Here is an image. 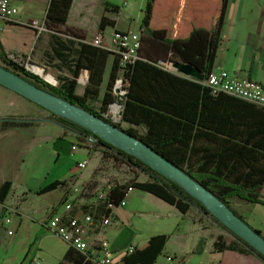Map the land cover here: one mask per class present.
<instances>
[{
  "label": "trees",
  "instance_id": "16d2710c",
  "mask_svg": "<svg viewBox=\"0 0 264 264\" xmlns=\"http://www.w3.org/2000/svg\"><path fill=\"white\" fill-rule=\"evenodd\" d=\"M228 2L229 0H147L141 23L139 59L125 66L122 71V76L129 83L123 102L122 121L145 125L146 132L143 134H139L134 128L124 129L212 191L246 221L232 206V200L237 198L264 205L260 193L264 185V107L227 94L214 96L204 84L179 77L159 65L161 62L181 60L195 66L204 77L209 76L222 39ZM72 3L73 0H50L45 18V25L49 30L62 31ZM110 6L111 11H120V6ZM114 25V20L103 16L99 31ZM65 32L84 39L72 28ZM111 53L110 50L80 41L79 47L70 50L68 54H74V57L65 62L73 77L61 78L58 86L49 84L37 74L25 72L3 51L0 52V58L4 67L26 78L38 88L122 127L121 122L115 123L102 115L114 102L112 90L118 71L121 70L117 56L100 110L97 111L89 104L98 98ZM84 68L90 71L89 84L84 93L79 95L77 78ZM50 113L62 127L92 138L100 146L114 151L117 159L150 176L147 181L109 184L99 202V208L104 210V214L109 215L112 208L120 206L129 188L133 187L156 195L176 206L182 213H187L194 205L198 206L218 221L185 188L143 160L106 142L83 126ZM34 122L33 119L10 116L3 120V125L29 126ZM207 140L210 147L205 149L204 141ZM64 183L54 180L39 188L37 193L43 194ZM11 191L12 181L6 180L0 186V204L6 202ZM255 230L261 233L258 229ZM233 235L250 252L264 260L262 254ZM167 241L166 234L155 235L144 247L127 253L123 260L127 264H153ZM228 247L224 237L218 236L214 244L215 250L223 251ZM68 262L83 264L85 258L70 247L59 264Z\"/></svg>",
  "mask_w": 264,
  "mask_h": 264
},
{
  "label": "crops",
  "instance_id": "0c3cea01",
  "mask_svg": "<svg viewBox=\"0 0 264 264\" xmlns=\"http://www.w3.org/2000/svg\"><path fill=\"white\" fill-rule=\"evenodd\" d=\"M13 2L19 8V13L15 22L8 24L0 33V52L8 56L18 54L46 69L53 68L59 71L61 78L73 77L65 62L74 57V54H68L71 48L79 47L80 41L92 44L91 41L101 34L102 43L110 45L114 30L141 35V23L147 4V0H128L124 5L126 8H121L117 13L110 10V5L120 6L122 2L121 6L124 7L123 0H73L66 24L61 32H55L45 25L50 0ZM103 16L114 20L115 25L107 26L100 32L99 24ZM42 26L46 29L40 32ZM68 28L76 30L84 39L65 32ZM221 37L212 71L224 69L233 75L250 77L264 83V10L256 15L249 10L247 0H229ZM115 58L116 54L112 51L98 98L94 100L99 104L107 91ZM159 65L194 82L202 83L204 78L195 66L181 60ZM121 76L122 71L119 70L117 79ZM89 77L90 71L81 69L77 78V94L84 93ZM10 93L14 92L0 84V186L6 180L12 181V191L3 205L16 211L12 214L13 222L9 227L15 233L9 235L1 223L3 210L0 209V264H34L37 260H40L38 264H59L70 246L65 239L50 231L47 219L53 213L62 212L64 203L76 197V183H85L91 179L95 169L92 158L98 151L84 146L76 135L64 134L63 127L51 120L37 125L35 119L29 118L35 120L33 125L4 126L3 120L7 118L4 116L5 96ZM112 96L115 102L113 90ZM48 123L55 125L56 129L45 127ZM121 126L125 129L134 128L139 134L146 132L143 124L134 125L121 120ZM83 138L94 142L90 137ZM207 147H210L208 140L204 141V148ZM64 149L71 157L78 155L76 166L62 177L52 178L49 173L51 167L59 161ZM84 160H87V166L90 163L94 165L93 171L86 175L81 173L82 169L78 166ZM54 180L65 183L43 194L37 193L39 188ZM102 191L104 189L101 190L100 186L93 190L98 194ZM260 193L264 199V185ZM234 202L236 206H233ZM87 203L89 206L85 208L74 207L75 213L82 214L91 209L100 215L104 214L96 196L91 197ZM257 205L264 207L237 198L232 200V206L248 222L251 210ZM109 214L112 223L103 230L92 228L87 236L92 241L97 238L108 239L120 264H127L123 259L129 246L142 248L151 237L160 234H166L168 241L153 264H264V260L250 252L240 240L235 237L228 239L221 230L223 227L213 223L212 217L195 205L187 213H182L176 206L156 195L132 188L127 193L126 204L112 208ZM253 226L261 230L264 236V230L258 224ZM224 231L228 232L226 229ZM220 235L229 246L223 251L214 248Z\"/></svg>",
  "mask_w": 264,
  "mask_h": 264
},
{
  "label": "built area",
  "instance_id": "2783aa9c",
  "mask_svg": "<svg viewBox=\"0 0 264 264\" xmlns=\"http://www.w3.org/2000/svg\"><path fill=\"white\" fill-rule=\"evenodd\" d=\"M128 3V0H123V6ZM19 13V8L14 4L13 0H0V33L8 24L15 22L16 16ZM45 27H40V32L45 30ZM103 36L99 34L91 43L104 49L113 51L119 59L121 71H124L125 66L132 64L139 59L138 50L141 46V35L137 32L114 30L112 33L111 44L104 45L102 43ZM9 57L16 62L25 72L42 75L37 69L45 67L35 64L30 59L24 58L18 54H9ZM160 64H165L161 62ZM46 79V78H45ZM202 83L209 88L214 96L220 94L231 95L258 106L264 107V83L250 77H240L231 74L227 70L212 71L209 76L204 77ZM128 81L123 76L118 78L113 86V94L116 101L111 103L107 110L102 112V115L115 122L120 123L123 115V102L127 94ZM80 169L87 166V160L78 163ZM133 187L129 188V191ZM77 190V188H76ZM105 192L98 194L96 201L101 202ZM127 196V195H126ZM126 204V197L121 201L120 205ZM62 212L53 213L47 219V226L54 234L65 239L70 247L85 258L83 264H120L111 250L108 239L97 238L90 240L88 232L92 228H101L102 230L112 223L111 215L99 214L97 211L88 210L82 214H76L74 205L71 201H66ZM0 209L3 210L1 223L7 228L9 235H13L15 230L9 228L13 222L12 214L15 209L6 207L0 204ZM135 250V246H129L127 253ZM168 259H172L169 257ZM40 260L34 262L38 264ZM73 264V263H72Z\"/></svg>",
  "mask_w": 264,
  "mask_h": 264
},
{
  "label": "water",
  "instance_id": "95a60500",
  "mask_svg": "<svg viewBox=\"0 0 264 264\" xmlns=\"http://www.w3.org/2000/svg\"><path fill=\"white\" fill-rule=\"evenodd\" d=\"M0 84L48 111L67 118L92 131L106 142L143 160L164 176L181 185L201 202L219 223L264 256V236L242 219L212 191L157 153L146 143L128 133L123 127L98 117L47 90L40 89L26 78L0 64Z\"/></svg>",
  "mask_w": 264,
  "mask_h": 264
},
{
  "label": "rangeland",
  "instance_id": "374dc122",
  "mask_svg": "<svg viewBox=\"0 0 264 264\" xmlns=\"http://www.w3.org/2000/svg\"><path fill=\"white\" fill-rule=\"evenodd\" d=\"M235 1V0H233ZM247 4L249 6V10H251V13L260 15L262 11L264 10V0H247ZM122 5V2H121ZM121 8H126L125 6ZM122 9V10H123ZM74 49V48H73ZM71 48V50H73ZM0 64L5 65L2 61ZM42 75V79L49 84L53 86H58L60 84V78L61 74L59 71L55 69H45V71L42 68L37 69ZM46 78V79H45ZM5 117H9L10 115H15L17 117H22L24 120H27L29 118L35 119L41 125V122L51 120L54 124L60 125L57 121H55L50 111L47 109L37 105L36 103L31 102L30 100L24 98L23 96L18 95L17 93H10L8 96L6 94L5 96ZM90 106L97 111L100 110L101 104L97 101H90ZM45 127L56 129L55 125L53 124H46ZM124 128V127H123ZM62 132L66 135H76L78 139H80L84 146L92 147L95 149V151H98L94 154V157L92 158L95 162V169L92 174V177L89 181L85 183H76L75 187L77 190H74V193H77L76 197L71 199V202L73 203L74 207H88L89 204L87 203L91 197L97 198L98 193L93 192L94 189L98 188L100 186L101 190L105 189L109 184L119 182V183H125V182H131L133 180L137 181H147L150 179V176L145 174L144 172L140 171V169L130 166L121 160L117 159L116 154L114 151L109 150L103 146H100L97 141L91 142L87 139H84L83 136L79 133H76L74 130L70 128L63 127ZM76 134H75V133ZM78 159V155H75L71 157L69 153H67V150H63L61 152V157L59 158V161L55 162L54 165L51 167L50 177L52 178H59L63 175L69 173L71 169H74L76 166V160ZM94 165L90 163L86 168L80 169L81 173L83 175L89 174L90 171H93ZM48 176V174H47ZM236 201V200H235ZM233 206H236V202H234ZM202 219L204 218L203 215ZM248 219L250 222H247L252 226L253 224H258L262 230H264V226L262 223H264V207L261 205H257L256 208L254 207L253 210H251V213L248 216ZM251 221H253V224H251ZM212 222L217 224L218 221H216L214 218H212ZM255 228V227H254ZM224 229V228H223ZM228 239H232L234 236L228 231H224ZM257 229V228H255ZM259 230V229H258ZM261 231V230H259ZM263 234V232H261Z\"/></svg>",
  "mask_w": 264,
  "mask_h": 264
}]
</instances>
